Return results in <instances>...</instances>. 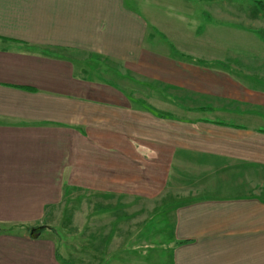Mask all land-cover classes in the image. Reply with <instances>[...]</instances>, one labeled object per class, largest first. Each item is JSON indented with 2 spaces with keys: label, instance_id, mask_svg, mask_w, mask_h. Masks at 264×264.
<instances>
[{
  "label": "crops",
  "instance_id": "crops-1",
  "mask_svg": "<svg viewBox=\"0 0 264 264\" xmlns=\"http://www.w3.org/2000/svg\"><path fill=\"white\" fill-rule=\"evenodd\" d=\"M155 8L0 0V264H264V44Z\"/></svg>",
  "mask_w": 264,
  "mask_h": 264
},
{
  "label": "rangeland",
  "instance_id": "rangeland-1",
  "mask_svg": "<svg viewBox=\"0 0 264 264\" xmlns=\"http://www.w3.org/2000/svg\"><path fill=\"white\" fill-rule=\"evenodd\" d=\"M209 1L175 0L172 2L168 0L165 2L164 0H155L151 4L150 0H140L137 5L135 1L128 0L129 3L139 7L146 4L156 6L152 11L162 17L169 14L171 16L170 23L176 28L170 33L177 41L180 32L183 31L181 26L191 27L190 35L184 34L180 45L186 44L181 48L192 51L198 58L208 55L220 57L227 55L229 57L234 54L239 58L241 53L247 57L249 53L244 51L249 50L250 46L260 47L261 44H264L258 36L248 30L251 28L250 26L264 27V11L259 6V2H261L264 7V0H212V3H207ZM184 17L187 22L182 21ZM257 55H260L259 52ZM227 59L233 61L230 58ZM152 229L153 225L150 224L146 229V234L151 233ZM153 239L144 241V252H153V245L156 243ZM100 255L99 258L102 256V264H104L105 257ZM129 258V264H132L137 258L140 259L138 264H141V259H147L145 256L139 257L136 253H131Z\"/></svg>",
  "mask_w": 264,
  "mask_h": 264
},
{
  "label": "trees",
  "instance_id": "trees-1",
  "mask_svg": "<svg viewBox=\"0 0 264 264\" xmlns=\"http://www.w3.org/2000/svg\"><path fill=\"white\" fill-rule=\"evenodd\" d=\"M259 3H260L259 6H260L261 10L264 11V7H262V3L261 2H259ZM261 37L264 38V33L261 34ZM26 229H29L30 231L34 230L35 232H38V230L40 228L39 227H27Z\"/></svg>",
  "mask_w": 264,
  "mask_h": 264
}]
</instances>
